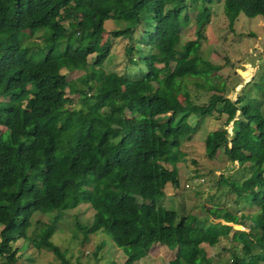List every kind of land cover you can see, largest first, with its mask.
<instances>
[{
    "label": "trees",
    "instance_id": "1",
    "mask_svg": "<svg viewBox=\"0 0 264 264\" xmlns=\"http://www.w3.org/2000/svg\"><path fill=\"white\" fill-rule=\"evenodd\" d=\"M212 1L0 0V264H21L18 239L50 251L56 262L48 264H72L67 247L51 236L59 216L81 204L93 213L85 222L72 216L70 231L79 246L74 264H102L97 251L103 241L90 253L82 250L97 231L121 250L123 264L145 257L155 243L174 250L165 264H209L203 246L243 224L225 208L213 207L209 214L222 222L193 225L192 215L178 214L160 200L166 184L177 185L182 139L197 128L188 123L189 115L215 110L225 116L223 127L205 135L204 154L212 158L221 150L249 168L241 179L217 178L252 208L247 229L230 235L242 252L230 263L264 262L263 96L230 100L212 86L215 92L198 105L187 90L189 77L213 68L199 54V42L179 45L190 20L187 9L197 5L199 31L209 22ZM220 1L229 29L239 13L264 21V0H215ZM107 20L114 25L108 30ZM37 31L43 43H33L32 50L26 40ZM119 38L126 41L127 63L138 70L134 77L103 68ZM61 67L82 73L66 79ZM74 94L82 98L73 102ZM37 215H46L47 222ZM254 244L260 253L251 252Z\"/></svg>",
    "mask_w": 264,
    "mask_h": 264
},
{
    "label": "rangeland",
    "instance_id": "2",
    "mask_svg": "<svg viewBox=\"0 0 264 264\" xmlns=\"http://www.w3.org/2000/svg\"><path fill=\"white\" fill-rule=\"evenodd\" d=\"M211 15L207 22L198 31L195 26V16L197 13V5L190 6L187 9L189 22L180 34L179 45L186 40H194L199 42V54L213 68L205 71L204 74L197 77H189L187 82V90L191 100L200 105L206 104L209 95L215 90L212 86L220 87L222 93L230 100H234L238 96L259 99L263 96L264 112V21L261 16L247 17L239 13L234 21L233 28L227 27V20L223 12L222 2H215L209 5ZM63 11V10H62ZM67 30H71L69 22L63 21ZM106 30L114 27L110 20L105 21ZM73 33L72 40L76 37ZM137 36V32L133 33ZM30 49L36 50L37 46L33 43L41 45L43 43L42 31H37L29 36L26 40ZM76 44V42L74 43ZM125 39H116L109 57L105 60L103 68L105 71H115L130 77L138 75L137 68H131L126 61L124 55ZM90 61V59H88ZM160 63H156L158 68ZM60 71L64 73L66 79H74L79 76L82 71L72 70L66 71L63 67ZM205 75L206 77L204 78ZM206 79L208 82H203ZM193 81H199L201 85H195ZM205 84L202 86V84ZM73 102L82 96L78 94L69 96ZM181 98L180 96H178ZM24 106H28L25 104ZM220 109V104L216 106ZM124 120L129 115L123 107L120 108ZM225 116L219 114L216 110L210 115L198 117L194 114L189 115L187 121L191 125L198 123L196 130L183 138L180 145L182 156L176 163L178 170V182L176 186L166 184L164 188V197L160 203L166 207H171L178 214H190L195 220L193 225H204L208 222H222L220 218H214L209 214L214 208H225L238 218L243 224L232 225L226 238L220 237L218 241L211 246L204 245V256L209 264H231L232 256H242L240 250V242L231 240L230 235L234 229H247L251 224L249 219L252 208H249L243 198V195L234 194L227 191L222 185H218L217 178L220 174L228 176L232 179H241L248 174L249 168L239 166L227 159L221 150H218L212 158H208L203 151V139L209 131L219 130L223 127ZM224 128H229L226 125ZM4 128L0 126V131ZM161 144H165L161 139ZM169 167L168 165H164ZM93 211L86 204H81L77 208L68 210L59 216L57 227L51 236L52 242L60 247H67L70 261L74 264L75 257L78 255L79 246L77 240L73 238L70 231L72 216L75 215L79 222H85L90 219ZM35 217V216H34ZM35 218L40 221L47 222L46 215H37ZM34 220V218H33ZM203 221V222H202ZM189 222V220H187ZM69 225V227H67ZM103 241L104 248L97 251L98 263L105 264L112 261L114 264H123V255L120 249L115 247L108 236L100 231L90 236L89 242L82 247L83 253H90ZM14 246L16 247V261L21 264H48L55 263L54 255L47 250L35 249L28 240L18 239ZM263 250V249H262ZM251 252L258 254L261 249L258 245L251 248ZM88 253V254H89ZM264 251L262 252V254ZM174 256V250L166 248L164 245L152 244L145 257L137 260L134 264H165ZM14 258V256L12 257ZM83 259V258H82ZM91 263L95 262L92 256H89ZM264 264V262L262 263Z\"/></svg>",
    "mask_w": 264,
    "mask_h": 264
}]
</instances>
